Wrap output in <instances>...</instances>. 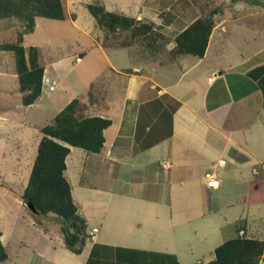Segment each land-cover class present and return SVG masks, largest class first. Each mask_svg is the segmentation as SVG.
Listing matches in <instances>:
<instances>
[{
  "label": "crops",
  "instance_id": "0c3cea01",
  "mask_svg": "<svg viewBox=\"0 0 264 264\" xmlns=\"http://www.w3.org/2000/svg\"><path fill=\"white\" fill-rule=\"evenodd\" d=\"M133 1L136 6L130 11L122 4L127 0H104L102 4L108 11H112L108 5L118 4L121 13L152 22L164 35L172 34L173 28L177 35L202 16L196 6L183 11L171 0ZM245 5L235 2L230 13L223 11L213 17L215 26L202 58L183 55L174 62L151 59L124 66L111 52L115 49L105 51L96 40L116 79L105 87L106 92L99 91L98 97L92 94L83 103L87 115L108 119L111 124L103 132L101 150L75 153L71 168L70 155L80 149H70L64 174L87 234L93 229L97 232L81 254L75 255L65 248L60 227L50 229L53 217L41 219L42 226L33 220L28 231L18 236L19 256L13 259L8 251L11 243L1 241L8 259L0 264H207L213 259L217 246L211 248L207 260L200 246L213 245L219 235L225 242L229 240L231 206L264 205L260 169L264 162V106L258 85L246 75L264 64V46L247 53L250 38L241 33L248 23L242 22L244 16H262L264 8ZM75 17L69 14L72 23ZM256 23L253 28L260 27L257 39L264 41V26ZM232 30L237 31L239 43L232 40ZM48 74L45 66L39 100L48 92L47 86L54 85L46 78ZM18 110L23 115V109ZM9 112L12 109L2 116ZM2 116L1 122L8 121ZM211 178L219 181L218 187L206 186L205 180ZM236 183L241 185L242 196L234 193ZM250 220L246 216L233 225L245 227L247 237L263 240L256 229L248 233Z\"/></svg>",
  "mask_w": 264,
  "mask_h": 264
},
{
  "label": "rangeland",
  "instance_id": "374dc122",
  "mask_svg": "<svg viewBox=\"0 0 264 264\" xmlns=\"http://www.w3.org/2000/svg\"><path fill=\"white\" fill-rule=\"evenodd\" d=\"M61 1L66 19L64 21H56L36 18V26L33 33L25 35L22 43L26 49L29 47H37L39 49V62L42 66H46L49 69V74L46 78L52 80L54 89H56L55 92H49L54 90H49V87L53 86L49 85L47 86L48 90L45 87V90L48 92H44L40 100L38 99L27 107L22 106L18 92L17 77L14 71L13 55L11 52L0 51V118L5 110L12 109V112H9L8 115L2 116L8 121L1 122L0 119V232L3 235V237L1 236V241L11 243L8 245V248H10L8 251L12 253L13 259L17 255L19 256L18 247L20 243L17 241L21 240V238H18V236L27 232L28 225L33 221L27 206L22 204L20 200V194L26 187L36 156L37 144L41 138L40 128L49 124L69 100L80 99L87 102L92 94L98 97L99 91L106 92L105 87L108 86L109 88L114 83V79H116L114 77L115 73L108 69L106 60L103 58L104 52H100L99 48L96 47V40L99 42L100 47L107 40L104 39L103 32L96 27L93 17L86 8L88 4H102L104 0ZM114 1L117 2L118 0ZM260 1L263 4H259L253 0H240L238 2L244 5L248 4L264 8V0ZM171 3L176 9L181 8L183 11L186 8L189 9L196 6V9H199L198 11L202 16L215 8L220 9L221 13L223 11L230 13L232 11L230 8L233 7L232 0H171ZM122 4L129 6L126 8L128 11L133 10L136 6L133 0L130 2L127 0V2H123ZM115 6L108 5L107 8L112 10L110 12L125 15L119 11L118 4H115ZM262 11L264 13V9ZM70 13L72 18L76 16L74 23L69 18ZM248 16H244L242 20V22L248 23H245L247 24L245 27H241V33L250 38L246 41L250 46L245 48L247 53L251 54L254 52L252 50L253 47L264 46V41H259L256 36V31L260 27L259 29L253 28L255 22H257L258 26L259 24L264 26V15L256 16L255 14H251L255 18H249ZM18 29H20V23L17 20L0 21V44L14 40ZM171 31H173L172 34L170 32L166 36L173 38L177 31L174 28ZM232 31V40L239 43L241 40L237 38V31ZM262 34H264V30ZM124 36L125 34H120L119 40L122 41ZM252 38H256L257 41L254 42ZM114 49L111 52L118 58L119 64L124 66H136L139 63L145 64L146 62H150L151 59L156 63L169 62L167 51L150 58L148 54H143L140 48L137 47ZM80 54L82 56L85 54L83 61L76 63V58ZM188 57L189 59H193V56ZM115 68L118 70L120 67L115 65ZM123 80L124 77L121 78V83ZM42 88L44 89V87ZM55 97H59V100L53 101ZM18 108L23 109V115L20 116ZM10 118H14V121L11 122ZM21 119L25 121L21 122ZM82 152L81 150H77L71 153L72 156L70 155L68 160L69 168H71V157H74L75 153ZM79 156L80 154L77 155V158ZM240 186L238 183L234 185V193L242 196L243 190L239 189ZM240 198L237 197L235 199L241 202ZM246 216L251 219L247 227L248 233L250 232L249 230L254 231L256 229L260 232L259 236L264 240V205H253L245 208L242 203H238L234 207L231 206V211L228 213L227 220L228 223H231L229 226V234H231L228 235L230 236L229 240L243 234L242 232L237 233L236 226L233 224L238 221L241 223L240 220ZM46 217L54 218V223L50 227L52 231L62 226L58 216L49 214ZM46 217H41L40 221ZM212 221H214L213 218L210 222L212 223ZM194 230L200 231L197 227ZM225 231L228 232V229ZM252 234L255 233L252 232ZM215 241L213 245L205 244L200 246L201 251L204 252L205 260L209 258L211 248L223 244L224 239L219 235ZM182 245L188 247L189 244L182 243ZM200 259L202 260V258Z\"/></svg>",
  "mask_w": 264,
  "mask_h": 264
},
{
  "label": "trees",
  "instance_id": "16d2710c",
  "mask_svg": "<svg viewBox=\"0 0 264 264\" xmlns=\"http://www.w3.org/2000/svg\"><path fill=\"white\" fill-rule=\"evenodd\" d=\"M238 1L232 0L233 3ZM86 8L107 40L101 44L104 50L137 47L150 58L167 51L169 62L183 55L202 58L215 26L213 17L221 12L218 8L209 11L171 38L160 32L152 22L107 11L102 4H88ZM36 18L64 21L62 1L0 0V21L17 20L20 23L14 40L1 43L0 51L13 55L20 102L24 107L39 99L43 87L44 67L39 62V49H26L22 45L24 36L33 33ZM120 34H125L122 41L119 40ZM171 44L173 46L168 48ZM246 75L258 85L264 106V64L252 68ZM110 124L108 119L87 115L86 104L80 99H73L49 124L40 128L36 156L26 187L20 194L22 204L27 206L29 203L35 208L36 213L28 211L37 225L42 226L40 218L49 214L60 218L62 226L59 233L64 246L75 255L81 254L89 237L85 220L78 213L71 186L64 174L66 158L71 148L98 153L104 144L103 132ZM260 169L264 175V162ZM236 230L244 234L218 246L213 259L207 264H261L264 241L247 237L245 227L240 224ZM1 235L0 232V238ZM7 259L0 240V263Z\"/></svg>",
  "mask_w": 264,
  "mask_h": 264
},
{
  "label": "built area",
  "instance_id": "2783aa9c",
  "mask_svg": "<svg viewBox=\"0 0 264 264\" xmlns=\"http://www.w3.org/2000/svg\"><path fill=\"white\" fill-rule=\"evenodd\" d=\"M209 80H210V79H209ZM53 89H54V85L51 86V87H49V90H53ZM205 183H206V186H207V187H218V186H219V181L216 180V179H213V178H211L210 180L206 179V180H205ZM95 232H97V230H96V229H93L92 232H90V233L88 234V237H91L92 234L95 233ZM241 235H242V234H241Z\"/></svg>",
  "mask_w": 264,
  "mask_h": 264
},
{
  "label": "water",
  "instance_id": "95a60500",
  "mask_svg": "<svg viewBox=\"0 0 264 264\" xmlns=\"http://www.w3.org/2000/svg\"><path fill=\"white\" fill-rule=\"evenodd\" d=\"M27 207H28V209L32 212V213H36V210H35V208L33 207V205H31V204H27Z\"/></svg>",
  "mask_w": 264,
  "mask_h": 264
}]
</instances>
